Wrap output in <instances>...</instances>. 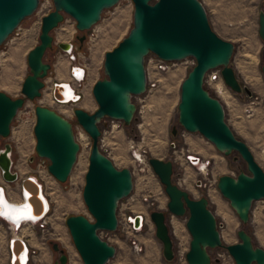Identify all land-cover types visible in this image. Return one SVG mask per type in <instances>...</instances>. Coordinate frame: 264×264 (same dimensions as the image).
<instances>
[{
    "label": "water",
    "instance_id": "water-1",
    "mask_svg": "<svg viewBox=\"0 0 264 264\" xmlns=\"http://www.w3.org/2000/svg\"><path fill=\"white\" fill-rule=\"evenodd\" d=\"M119 0H52L53 9L40 19L38 43L26 54V74L20 85L21 96L11 98L0 91V137L9 135V127L16 112L25 100L41 95L43 79L50 64L43 60L47 49L52 48L51 31L67 15L74 21L75 35L82 43L83 32L96 24L101 13L113 7ZM132 3L131 27L115 47L104 52L103 77L94 81L90 92L96 109L88 113L75 107L72 112L76 123L90 138L87 168L81 189V199L92 220L76 214L65 218L71 242L82 264H105L115 252V247L99 236V232H114L117 227L118 203L132 190V174L129 168H117L101 150L98 139V122L103 118L130 124L136 106L133 96L146 90L144 62L149 54L164 61H181L191 57L194 64L186 72L179 85L176 104L177 123L188 133H198L211 143L223 156L236 152L245 165L234 176L222 174L215 187L228 201L230 208L243 225L248 221L249 210L254 201H264V172L254 160L245 143L237 138L224 119L223 106L203 85L206 74L219 70L223 84L232 92L250 90L241 85L230 65L233 43L222 39L209 26L206 12L199 0H130ZM38 0H0V45L36 9ZM257 35L264 44V8L257 12ZM57 47L70 50L71 44L60 42ZM259 70L264 84V60ZM61 84L54 82L52 97L62 101ZM264 103V101H263ZM32 133L34 152L48 160L47 171L58 182L66 181L76 161L79 149L72 125L51 108L35 105ZM175 135V128L171 129ZM11 145L4 143L0 149V177L5 182L19 179L11 170ZM197 160L196 157H192ZM147 164L156 176L167 197L165 210L153 209L148 218L154 228V237L161 245L164 260L173 259V243L167 220L170 215L184 217V227L189 235L184 254L186 264H210L208 249L224 247L234 264H264V250L253 245L250 235L241 227L235 234L238 239L223 245L213 212L205 196L193 198L172 180L171 160L148 157ZM25 191V203L32 208L33 218L44 214L40 185L30 176L19 180ZM23 241L13 238V253L18 264ZM57 253L52 264H66L67 257L58 244L51 242Z\"/></svg>",
    "mask_w": 264,
    "mask_h": 264
},
{
    "label": "rangeland",
    "instance_id": "rangeland-1",
    "mask_svg": "<svg viewBox=\"0 0 264 264\" xmlns=\"http://www.w3.org/2000/svg\"><path fill=\"white\" fill-rule=\"evenodd\" d=\"M212 5L215 7L214 11H210L208 6L204 9L209 26L216 35L233 43L230 65L238 82L245 85L251 94L247 96L243 91L232 92L223 84L221 78L209 81L205 76L203 85L220 100L225 122L234 135L245 143L264 172V84L259 70L260 63L264 60V44L257 35V11L264 8V0H213ZM131 14L132 3L130 4L128 0H119L113 7L104 10L96 23L98 32L95 39L89 43V49H86L83 41L79 43L76 40L75 35L81 33L75 29L74 21L65 15V21L51 31L52 48L47 49L43 55V60L50 64L43 83L49 84L62 78L55 73L58 67L62 66L66 73L71 64L84 63L87 68V80H84L81 98L67 104L56 103L51 100L47 91L43 90L38 98L27 102V106L25 105L24 109L20 108V112L14 116L8 137H0V149L4 143L11 145L13 161L11 169L20 177L37 176L42 184L43 194L49 202V211L46 215L48 221L43 231L26 229L24 226L25 238L32 237L35 240L29 244L28 264H52L57 253L51 249V242L57 243L63 250L67 257L66 264H82L64 221L67 216L76 214L92 220L81 199L91 140L76 123L72 110L79 107L91 113L96 109L87 81L91 82V89L94 81L103 77V54L126 36L131 27ZM39 27L40 22H37L34 12L21 20L17 28L0 45V91L11 98L21 96L20 85L24 76L28 74L26 54L38 43ZM64 30H69L70 35L66 40H60L59 37ZM83 34L88 35V30ZM60 42L71 43L74 61H70L57 47ZM153 56L149 54L145 58L144 67L149 83L143 94L132 97L136 110L130 124L124 125L121 121L106 117L98 122L101 132L98 143L101 150L117 168L127 167L132 174V190L118 203L116 217L120 219V213H128L130 209L143 211L147 215V221L140 233H126L120 224L114 232H99L102 239L115 247L114 255L105 264H186L184 254L188 247L189 235L184 227V217L169 216L167 220L173 243L172 260L163 259L161 245L154 237V228L148 218V212L153 209L164 211L167 197L147 164L148 157L171 160L173 182L185 189L193 198L205 196L208 199V207L216 218L223 245L237 242L235 232L242 227L250 235L253 245L264 250V201L257 200L252 203L248 221L242 225L228 201L215 187L219 175L234 176L239 170H244L243 161L236 152L223 156L198 133L184 134V130L177 123L179 85L192 65L183 59L172 62L168 70L159 72L146 64L147 59ZM213 72L219 75L218 69ZM68 80H59L56 83H68ZM214 83L222 86L226 99L219 97ZM35 105L53 109L72 125L79 149L71 172L63 183L56 181L48 173V160L38 157L34 152L32 126L35 120L33 113ZM26 110H29L28 116L23 115ZM172 128L176 130L175 135L171 134ZM129 145L141 154L143 161L139 164L133 161ZM188 153L199 157L200 162L204 160V164L207 162L204 171L196 170L195 166L184 162L183 155ZM20 167L22 168L19 169ZM185 176L186 180L183 182ZM3 182L9 184V194L14 195V183ZM142 196H149L147 203L141 201ZM135 197L138 199L132 201L131 199ZM10 201L19 203L21 199ZM218 205L221 207L220 212L224 210L222 214L226 211V221L230 222V227L218 214L217 209L220 208ZM124 206L129 209L122 211ZM2 230L0 227L1 234ZM223 232L230 234L228 242L223 240ZM181 248L183 255L179 252ZM208 252L211 257L210 264H234L224 247L208 249ZM1 263L5 264L2 257Z\"/></svg>",
    "mask_w": 264,
    "mask_h": 264
},
{
    "label": "built area",
    "instance_id": "built-area-1",
    "mask_svg": "<svg viewBox=\"0 0 264 264\" xmlns=\"http://www.w3.org/2000/svg\"><path fill=\"white\" fill-rule=\"evenodd\" d=\"M128 1L131 4V1L130 0H128ZM52 9H53L52 0H38L36 9L34 10L37 22L39 23L41 17L43 15L47 14ZM63 21H65V15L63 16ZM97 32H98V27L96 26V24L91 26V28L88 30V35H86L84 37V40H83V43L85 44L86 49L90 48L89 43L95 39ZM62 52L68 57V59L70 61H74L75 58L73 57V54H72V46H71L70 50H66V51H62ZM184 62H186L189 65L194 64V60L191 57L185 58ZM146 64L148 66H150L153 70L162 72V71L168 70V68L172 64V62L171 61H164V60L157 58L156 56H153V57H150L147 59ZM86 69L87 68H86V65L84 63H75V64H73V65L71 64L69 66V69H68L69 80L67 82L71 85L72 90L74 91V98H75V99H70L69 102H76L81 98L82 89L84 87L85 81L87 80ZM145 75H146V68H145ZM206 77H208L209 81H214L215 79L220 78V74L218 75V74H215L213 71H210L209 73L206 74ZM53 83L54 82H51L49 84H44V87L41 89V92H43V90H46L52 101H54L56 103H61V101H58L52 97ZM148 83H149V77H148V75H146V85ZM59 84L62 85V83H59ZM89 89H90V87H89ZM27 102H29V100L24 101V103L22 105L23 109H24L25 105L27 104ZM20 110L21 109H19L16 112V115L18 112H20ZM23 115L28 116L29 110H26L25 112H23ZM183 133L185 134V131ZM98 140L100 141V138ZM129 148L132 149L131 154H132L133 161H135L137 164H139L140 161L136 159V156L137 155L141 156V154L137 151V149H134V147L132 145H129ZM183 156H184L183 160L185 163L189 164L190 166H195L196 168H199V166L194 163L196 160L193 161V159H192V157H194L193 155H189V153H188V154H185ZM197 158H199V157L196 156V159ZM10 159H11V153H10ZM206 163L207 162H205V164ZM205 164H204V166H205ZM11 165H12V160H11ZM25 176H27V175H25ZM28 176H30V175H28ZM18 177H19L18 180L12 182V183H14V191H13L14 195L13 196L9 195L7 183L0 184L1 191L3 189V191L5 192V195L10 200H20L21 199L20 195H22L21 193H25L24 190L20 189V185H19V180L22 177H20L19 174H18ZM30 177L37 178L40 182V179L37 176L32 175ZM19 190H20V192H19ZM3 191H2V193H3ZM148 198H149V196H142L141 201L143 203L144 202L147 203ZM137 199L138 198L135 197L134 199H131V200L134 201ZM127 204L129 205V203H127ZM127 209H129V208L124 206L122 208V211L127 210ZM128 211H129L128 213H123V212L120 213V216H121L120 219L116 217L117 218V225L120 224L126 233H130V234L140 233L144 223H146V221H147V215L143 211H139V210L133 211L130 209ZM171 217H174V216L170 215V218ZM41 218H42V216L39 218H36V219L32 218V219H34V221L25 222L26 229H38L40 231H43L45 229V226L47 225L48 220H47V217H45L44 219H41ZM0 227H2V229H3L2 230L3 234L0 233V258L1 257L3 258V261L5 264H14L16 257L12 251L13 250V238H14L11 235L12 234L11 233L12 232V224L10 222H8L6 219H4V217L2 215H0ZM13 230H14V232H16L17 228H15ZM19 238L23 241L25 254H26V250L28 248V255L30 258V251H29V247L27 246L28 244H27L26 238H24L22 236H20ZM132 243H134V242H132ZM179 252L181 253V255H183V249L182 248H181V251H179ZM22 254H23V252L21 253V255ZM21 255L19 254L18 263H19V259H20Z\"/></svg>",
    "mask_w": 264,
    "mask_h": 264
},
{
    "label": "bare ground",
    "instance_id": "bare-ground-1",
    "mask_svg": "<svg viewBox=\"0 0 264 264\" xmlns=\"http://www.w3.org/2000/svg\"><path fill=\"white\" fill-rule=\"evenodd\" d=\"M69 35H70V31L69 30H64V32L61 33L59 38H60V40H66V38ZM214 87L217 89L219 97L221 96L222 98L226 99V94L223 92L222 86L220 84H218V83H214ZM60 90L62 91V94L60 95V98H61V100H63V101H61V104H67V103H69L70 99H75L74 98V91L72 90V87H71V85L69 83H62ZM136 159L139 160L140 162L143 161L141 156H138V155L136 156ZM193 161H195V160H193ZM201 162L203 164L200 165ZM201 162H200L199 158H197V160L194 162L196 165L199 166V168H196V170L204 171L205 170L204 160H201ZM21 168L22 167H20L19 169H21ZM30 176H32V175H30ZM33 180H35L36 182L39 183V185H40V193H41L42 198L44 199V201H43L44 202L43 203L44 214L42 215V218H41V219H44L46 217L48 211H49V202H48V200L45 198V196L43 194L42 184L39 182L38 179H36L34 177H33ZM185 180H186V176L184 177L183 182ZM184 184H186V182ZM0 191H1V189H0ZM2 191H3V189H2ZM21 194H22V195H20L21 196V202L13 203L7 198V196L5 195V192L3 191V197H4V201L6 203V208L4 209V211L7 212V215H2V216L4 217V219H6L8 222H10L12 224V232H11L12 233L11 234L12 237H18V238L20 236H22L21 234H23V232H24V226L26 225L25 222L34 221V219L23 218L24 212H26V209H24V206L26 205V203H25V200H24L25 199V193H21ZM219 209H221V207L217 209L218 214L221 215V218H223V221L228 226L230 222L228 223L226 221V217H227L226 214H225L226 211L223 213L224 214L223 215L221 212L224 211V210H222L220 212ZM222 209H224V208H222ZM228 219L230 220V218H228ZM229 227H230V225H229ZM15 228H17L16 232H14V230H13ZM229 235H230L229 233L223 232L222 238H223V240L225 242L226 241L228 242V240L230 239ZM22 252H23V254L20 256L18 264H28V261H29L28 248L26 250V254L24 253V249L23 248H22Z\"/></svg>",
    "mask_w": 264,
    "mask_h": 264
},
{
    "label": "crops",
    "instance_id": "crops-1",
    "mask_svg": "<svg viewBox=\"0 0 264 264\" xmlns=\"http://www.w3.org/2000/svg\"><path fill=\"white\" fill-rule=\"evenodd\" d=\"M200 2H201V4H202V6H203V8L205 9V7H209V9H210V11H214V8L215 7H213V0H199ZM258 12V11H257ZM64 55V54H63ZM65 56V55H64ZM58 57H61V56H58ZM58 64H60L59 62H58ZM69 69V68H68ZM68 69L66 70V73H65V69L61 66L60 68L58 67V68H56V75H61L62 76V78H60V79H58L56 82H58L59 80H68ZM54 71H55V69H54ZM94 81V80H93ZM92 81V82H93ZM62 83V82H61ZM87 83H88V86L90 87V84H91V82L88 80L87 81ZM88 90H90L89 88H88ZM12 160V159H11ZM11 167H12V169H13V161H12V165H11ZM4 182L1 180V178H0V184H3ZM7 185H9V184H7ZM9 186H7V188H8ZM10 196H13L12 194H9ZM22 235V237H24L25 238V236L23 235V234H21ZM26 241H27V246L29 247V244L31 243V241H33V242H35V240L32 238V237H30V239H26ZM31 245V244H30Z\"/></svg>",
    "mask_w": 264,
    "mask_h": 264
},
{
    "label": "snow or ice",
    "instance_id": "snow-or-ice-1",
    "mask_svg": "<svg viewBox=\"0 0 264 264\" xmlns=\"http://www.w3.org/2000/svg\"><path fill=\"white\" fill-rule=\"evenodd\" d=\"M5 208H6V203L4 201L3 193H2V191H0V215H7V212L4 211ZM24 209H26V212H24L23 218L32 219L33 218V214H32L31 206L30 205H25Z\"/></svg>",
    "mask_w": 264,
    "mask_h": 264
}]
</instances>
